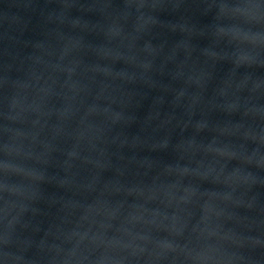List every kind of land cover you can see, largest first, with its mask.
Returning a JSON list of instances; mask_svg holds the SVG:
<instances>
[{
	"label": "water",
	"instance_id": "95a60500",
	"mask_svg": "<svg viewBox=\"0 0 264 264\" xmlns=\"http://www.w3.org/2000/svg\"><path fill=\"white\" fill-rule=\"evenodd\" d=\"M0 264H264V0H0Z\"/></svg>",
	"mask_w": 264,
	"mask_h": 264
}]
</instances>
